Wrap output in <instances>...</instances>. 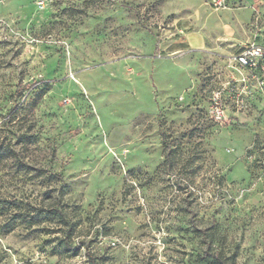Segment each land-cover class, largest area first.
I'll list each match as a JSON object with an SVG mask.
<instances>
[{
	"label": "rangeland",
	"instance_id": "374dc122",
	"mask_svg": "<svg viewBox=\"0 0 264 264\" xmlns=\"http://www.w3.org/2000/svg\"><path fill=\"white\" fill-rule=\"evenodd\" d=\"M214 1L0 0V264H264V89L210 112L264 0Z\"/></svg>",
	"mask_w": 264,
	"mask_h": 264
},
{
	"label": "built area",
	"instance_id": "2783aa9c",
	"mask_svg": "<svg viewBox=\"0 0 264 264\" xmlns=\"http://www.w3.org/2000/svg\"><path fill=\"white\" fill-rule=\"evenodd\" d=\"M216 6H223L224 0H215ZM229 65L240 77L231 78L213 91L210 112L213 119L223 122L229 109L237 111L246 105L251 94L250 86L264 89V43H247L229 58Z\"/></svg>",
	"mask_w": 264,
	"mask_h": 264
},
{
	"label": "trees",
	"instance_id": "16d2710c",
	"mask_svg": "<svg viewBox=\"0 0 264 264\" xmlns=\"http://www.w3.org/2000/svg\"><path fill=\"white\" fill-rule=\"evenodd\" d=\"M49 179L51 180H55L56 182L59 183V191H60V198L57 202L58 206L59 207H64L63 206V198H64V189L66 187V182L64 181L63 179V175L61 173H58V172H51V174L48 176ZM65 211H62L60 209L57 210V213L56 211H53V213H55L56 215L58 214V218L61 222H65L66 223V220H65ZM211 258H214V261H220L221 260V255L220 253H211L210 251H206L204 253V255L202 256V260H210Z\"/></svg>",
	"mask_w": 264,
	"mask_h": 264
}]
</instances>
